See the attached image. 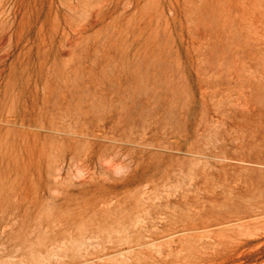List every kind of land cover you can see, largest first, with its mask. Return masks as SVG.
Segmentation results:
<instances>
[{
    "label": "rangeland",
    "instance_id": "374dc122",
    "mask_svg": "<svg viewBox=\"0 0 264 264\" xmlns=\"http://www.w3.org/2000/svg\"><path fill=\"white\" fill-rule=\"evenodd\" d=\"M0 220V264H264V0H0Z\"/></svg>",
    "mask_w": 264,
    "mask_h": 264
},
{
    "label": "bare ground",
    "instance_id": "6f19581e",
    "mask_svg": "<svg viewBox=\"0 0 264 264\" xmlns=\"http://www.w3.org/2000/svg\"><path fill=\"white\" fill-rule=\"evenodd\" d=\"M71 142H73V141H71ZM76 142V141H75ZM74 142V143H75ZM98 154H99V157L100 158H102V157H104V156H111L112 154L111 153H109L108 152V149H106V148H100L99 149V152H98ZM0 222H1V220H0ZM7 223H10V221H7ZM1 225V224H0ZM6 226V225H5ZM8 229V228H7ZM2 230V229H1ZM2 231H4V230H2ZM1 234H2V232H1ZM3 236V235H2ZM197 236V235H196ZM223 236V235H222ZM83 241V240H82ZM149 247V246H148ZM151 247V246H150ZM158 248V247H157ZM131 252V251H130ZM157 254V253H156Z\"/></svg>",
    "mask_w": 264,
    "mask_h": 264
}]
</instances>
